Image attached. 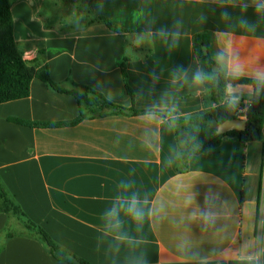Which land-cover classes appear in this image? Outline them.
<instances>
[{
	"label": "crops",
	"instance_id": "crops-1",
	"mask_svg": "<svg viewBox=\"0 0 264 264\" xmlns=\"http://www.w3.org/2000/svg\"><path fill=\"white\" fill-rule=\"evenodd\" d=\"M256 2L264 0H11L18 48L30 62L44 51L53 81L84 85L124 108L181 116L207 102L205 84L192 79L201 70L196 35H209V54L226 77L234 63L241 65L235 78L257 80L264 71V12ZM91 16L128 32L90 25ZM229 85L240 99L252 98L249 84H228L227 97ZM79 115L75 97L37 78L28 98L0 104V176L58 244L90 264H247L249 253L264 250V128L257 142L224 136L179 171L174 128L155 113L56 128L20 123ZM133 192L146 201L143 221L121 211L113 226L106 213ZM207 208L213 222L200 216ZM8 224L1 213L0 264H68L36 238L7 239Z\"/></svg>",
	"mask_w": 264,
	"mask_h": 264
},
{
	"label": "trees",
	"instance_id": "trees-1",
	"mask_svg": "<svg viewBox=\"0 0 264 264\" xmlns=\"http://www.w3.org/2000/svg\"><path fill=\"white\" fill-rule=\"evenodd\" d=\"M90 25L104 24L113 32L126 34L128 31L121 28L111 20L104 17H90ZM194 46L198 56L201 70L213 74L214 79L204 82L207 98L206 106L201 112L181 116L172 111H140L135 108H124L109 101L101 93L76 83L71 88H64L52 80L49 67L45 64L44 51L40 52V59L30 62L24 59L22 51L14 37V18L11 0H0V104L28 98L31 94V84L34 79H40L55 92L71 95L76 98L80 108V115L76 120L62 123H39L20 121L24 126L34 128H56L74 126L88 119H97L109 114L140 115L155 113L168 119L174 128L178 141V170H188L189 158L219 147L224 136L237 137L242 143L257 142L262 138L264 128V85L257 80L226 77L221 71L217 77L213 71L217 63L210 54L205 55L203 47L209 46V35L198 34L194 37ZM124 59L122 70L127 78ZM218 82V83H217ZM228 84H249L254 87L251 99H239L234 107H229L225 88ZM128 93L134 98L133 91L127 87ZM245 111V113H243ZM245 114L247 128L244 131H232L225 135L216 133L219 124L226 120L240 119ZM8 215L10 224L6 229V238L26 235L43 242L52 255L59 261L68 264H90L80 257L72 254L58 244L41 226L28 218L21 205L16 201L10 190L0 176V214ZM13 220L22 226V232L11 230ZM2 250L0 249V253Z\"/></svg>",
	"mask_w": 264,
	"mask_h": 264
},
{
	"label": "clouds",
	"instance_id": "clouds-1",
	"mask_svg": "<svg viewBox=\"0 0 264 264\" xmlns=\"http://www.w3.org/2000/svg\"><path fill=\"white\" fill-rule=\"evenodd\" d=\"M247 5H245V8ZM255 10L257 13L264 12V3L256 2L255 3ZM225 19L228 18V14L225 12L222 14ZM241 23L243 25L251 27L247 20H242ZM161 36H166L167 33L164 30H161L159 33ZM175 35V34H174ZM219 59H223V56H220ZM179 71V70H178ZM241 74V65L239 63H234L232 67V75L233 77H238ZM186 75V72H185ZM193 81L198 84H203L206 81L214 79L213 74L204 72L203 70H197L192 77ZM257 82L260 85H264V71L257 72L256 74ZM228 99L227 103L229 107H234L238 104L240 97L235 94L234 89L231 85L227 88ZM122 187L125 189H129L132 187L130 183L122 184ZM208 197L206 196V200ZM143 203L138 195L133 192L131 195L126 196H118L116 198V202L114 206L106 213L107 217L109 218L110 222L113 226H119V213L124 211L126 214L130 215L134 220L138 222H142L145 217V209L143 207ZM195 215V213H193ZM200 216L208 222L214 221V213L211 211L210 208L202 210L200 212ZM264 256V250H260L255 253H249L247 256V264H260L261 257Z\"/></svg>",
	"mask_w": 264,
	"mask_h": 264
},
{
	"label": "water",
	"instance_id": "water-1",
	"mask_svg": "<svg viewBox=\"0 0 264 264\" xmlns=\"http://www.w3.org/2000/svg\"><path fill=\"white\" fill-rule=\"evenodd\" d=\"M203 52L205 55L209 54L208 48L206 46L203 47ZM213 71L216 73L217 77L220 76V68L218 66H214ZM246 128H247L246 119L226 120L225 122L218 125L216 133L218 135H225L232 131H244Z\"/></svg>",
	"mask_w": 264,
	"mask_h": 264
},
{
	"label": "rangeland",
	"instance_id": "rangeland-1",
	"mask_svg": "<svg viewBox=\"0 0 264 264\" xmlns=\"http://www.w3.org/2000/svg\"><path fill=\"white\" fill-rule=\"evenodd\" d=\"M13 224L16 225V226H12V227H11V230H12V231L17 232V233L24 231L23 228H22V226H20V225L17 223L16 220H13Z\"/></svg>",
	"mask_w": 264,
	"mask_h": 264
},
{
	"label": "built area",
	"instance_id": "built-area-1",
	"mask_svg": "<svg viewBox=\"0 0 264 264\" xmlns=\"http://www.w3.org/2000/svg\"><path fill=\"white\" fill-rule=\"evenodd\" d=\"M243 113H245V111H243ZM240 119H246L245 114H242V116L240 117Z\"/></svg>",
	"mask_w": 264,
	"mask_h": 264
}]
</instances>
